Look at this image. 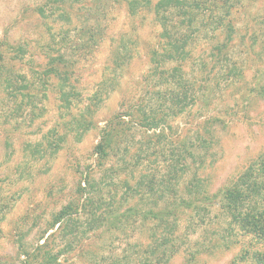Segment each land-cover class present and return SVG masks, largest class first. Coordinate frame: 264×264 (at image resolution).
Returning <instances> with one entry per match:
<instances>
[{"label":"rangeland","instance_id":"1","mask_svg":"<svg viewBox=\"0 0 264 264\" xmlns=\"http://www.w3.org/2000/svg\"><path fill=\"white\" fill-rule=\"evenodd\" d=\"M66 2L0 0V56L4 58L0 71V264H26L24 253L32 255L31 264L48 261L53 255H57L54 264H137L140 258L137 243L147 241L145 229L136 225L138 221L117 223L109 228L105 227V222L98 223L91 229L89 219L80 217L67 224L66 232L63 227L57 229V225L52 230L46 229L72 196L81 174L94 166L92 151L100 128L123 108L122 99L149 98L151 81L144 80L143 76L149 67V53L157 43L159 29L149 14L129 17L122 0H101L98 4L80 0L71 6ZM61 6L77 14L70 13L73 15L70 23L58 18ZM39 8H43L44 16L39 14ZM247 8L231 15L236 28L232 53L237 56L238 65L241 62L244 83L240 85H245L237 89L221 81L219 88L206 93L204 99L171 122L174 138L182 140L186 136L191 141L190 147L198 145L197 129L208 140L207 151L198 150L201 153H197L196 163L203 160L204 167L199 174L206 177L211 193L235 179L264 150V93L261 91L264 85V9L253 5ZM91 26L97 27L102 35L99 41L90 43L92 50L82 55L83 58L79 57V76L75 83L84 103L100 90L98 84L103 73L108 74L109 79L115 77L106 68L110 64L111 50L119 45L121 38L132 58L122 68L121 77L116 73L119 83L115 88L106 87L109 82L105 84L102 93L107 96L96 107V125L84 135L73 136L70 132L73 120L82 107H61L55 80L43 79L34 71H41L48 56L56 52L54 42L77 44L78 31ZM248 46L253 56L244 61L241 58ZM195 69L198 70L197 66ZM7 78L14 81V86L25 89L13 93ZM142 86H147L148 91ZM144 135L136 130L121 146L135 148ZM173 146L163 140L159 144H143L140 159L142 156L150 159L142 160L143 169L148 165L157 166L159 175L164 174ZM133 149L131 154L135 152ZM120 158L119 152L108 164L116 166ZM125 160L134 161L128 156ZM134 164L142 167L138 159ZM141 173L143 171L135 170L134 179L129 176L127 179L134 183ZM94 176L100 178L98 173ZM121 178L109 172L103 177L100 188L107 193L115 185L123 191L118 184ZM144 202L147 208L153 205L150 198ZM207 209L209 213H199L203 216L202 222L193 213H185L180 222L182 228L190 223L189 229L197 230L188 235L187 240H182L189 250H196L195 259L188 264H231L243 248L250 251L260 248L250 236L238 232L235 237V231H226L227 223L216 207ZM235 240L237 244L232 245ZM41 246L43 248H39ZM188 256L178 253L165 264H186Z\"/></svg>","mask_w":264,"mask_h":264},{"label":"trees","instance_id":"2","mask_svg":"<svg viewBox=\"0 0 264 264\" xmlns=\"http://www.w3.org/2000/svg\"><path fill=\"white\" fill-rule=\"evenodd\" d=\"M66 1L69 3L68 6H71V3L80 0H64V3H67ZM85 2L98 4L101 0ZM122 2L129 17L141 13L149 14L159 29L157 43L149 53V67L143 76L144 80L151 81L149 91L147 86H142L143 90L148 91L149 98L122 99L123 108L100 128L99 139L92 151L94 166L81 174L72 196L53 216L51 226L46 231L57 225V229L63 227V231L66 232L67 224L74 220L73 218L79 220L80 217L89 219L91 229L98 223L103 225L105 222V227L109 228L117 223L135 224L138 221L136 225L140 226L141 230L145 229L147 241L145 244L137 243L140 253L137 264H165L178 253L189 254L186 259L188 264L190 260L195 259L196 250L194 252L189 250L190 247L182 240H187V236L196 233L197 230L189 229L190 223L182 228L180 222L185 213L197 215L202 222L203 216L200 214L209 213L210 209L207 208L214 206L227 223L226 231L229 233L235 231V237L238 232L250 236L260 247L253 251L243 248L231 264L237 262L264 264V150L235 179L228 180L216 192L211 193L207 187L206 177L199 174L204 162L200 160L198 164L196 163L197 153H201L198 150L207 151L210 145L208 140L206 141L200 134L201 131L197 129L195 139L198 145L190 147L191 141L186 136L182 140L174 138L175 133L172 132L171 126L175 118L204 99L206 93L219 88L221 81L224 85L237 89L245 85H240L241 82L244 83L241 62L238 65L235 61L238 58L232 53L236 28L231 15L234 11L248 10V5L264 9V0L154 2L122 0ZM58 11V18L67 23L71 22V16L77 15L67 11L64 6ZM38 12L41 16L45 15L43 8H39ZM101 35L97 27L91 26L78 31L77 44L54 42L56 52L48 56V61L41 71L37 69L34 71L42 75L43 79L55 80L61 107L65 109L82 107L73 120L74 127L70 131L73 136L84 135L96 125L94 120L96 107L107 96V93L104 96L102 93L105 84L109 82L106 87L115 88L119 83L116 73H120L132 58L130 52L124 48L126 47L124 38H121L119 45L112 48L108 61L110 64L106 68L115 77L109 79L108 74L106 76L103 73L98 84L100 90L91 96L92 99L88 103H84L75 79L79 76L82 55L85 56L88 50H92L93 46L90 43L99 41ZM18 50L21 51L20 48ZM251 56H253L251 48L248 46L241 59L247 61ZM3 60L4 58L0 56V71L4 67ZM196 66L198 70L195 69ZM7 82L13 93L25 89L23 86V88L14 86L11 78H7ZM261 91L264 93V85ZM203 123L206 127L207 121ZM136 130L145 134L139 141L140 145L135 148L133 145L121 146V143L127 142V136ZM162 140L170 146L175 145L170 149L165 173L159 175L160 170H157V166L148 165L143 169L142 160L148 162L150 159H143V156L140 159V155L144 152L141 150L143 144H159ZM56 146L59 147L58 144ZM132 149L135 151L134 154H131ZM119 152L122 155L119 164L116 166L108 164L109 159L117 156ZM127 156L134 161L140 160L142 167L140 164L135 165L134 161L125 160ZM135 170L143 173L134 183H130L129 180L134 179ZM109 172L117 174L120 178L125 176L118 181L121 188H124L123 191L116 189L115 185L112 191L108 190L107 193L102 191L100 184ZM96 173L100 178L94 176ZM127 176L130 179H127ZM148 198L152 200L153 205L147 208L143 203ZM103 206L105 209L100 211ZM222 241L230 245L225 240ZM237 241L232 242V245L237 244ZM24 256L28 260L25 263L31 264L32 255L24 253ZM56 260L57 255H53L48 261H41L39 264H54Z\"/></svg>","mask_w":264,"mask_h":264}]
</instances>
